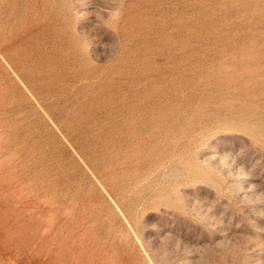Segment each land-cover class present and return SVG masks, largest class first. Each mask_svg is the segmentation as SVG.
Returning a JSON list of instances; mask_svg holds the SVG:
<instances>
[{"label":"rangeland","instance_id":"obj_1","mask_svg":"<svg viewBox=\"0 0 264 264\" xmlns=\"http://www.w3.org/2000/svg\"><path fill=\"white\" fill-rule=\"evenodd\" d=\"M0 264H264V0H0Z\"/></svg>","mask_w":264,"mask_h":264},{"label":"bare ground","instance_id":"obj_2","mask_svg":"<svg viewBox=\"0 0 264 264\" xmlns=\"http://www.w3.org/2000/svg\"><path fill=\"white\" fill-rule=\"evenodd\" d=\"M60 65H61V63H60Z\"/></svg>","mask_w":264,"mask_h":264}]
</instances>
